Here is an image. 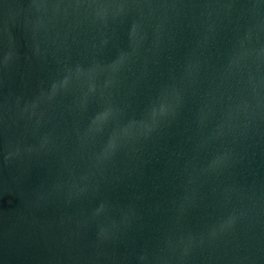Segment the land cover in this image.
Instances as JSON below:
<instances>
[{
  "label": "water",
  "instance_id": "obj_1",
  "mask_svg": "<svg viewBox=\"0 0 264 264\" xmlns=\"http://www.w3.org/2000/svg\"><path fill=\"white\" fill-rule=\"evenodd\" d=\"M0 264H264V0H0Z\"/></svg>",
  "mask_w": 264,
  "mask_h": 264
}]
</instances>
